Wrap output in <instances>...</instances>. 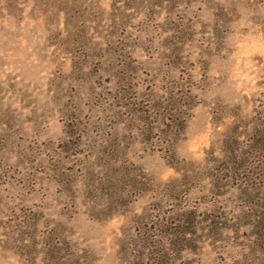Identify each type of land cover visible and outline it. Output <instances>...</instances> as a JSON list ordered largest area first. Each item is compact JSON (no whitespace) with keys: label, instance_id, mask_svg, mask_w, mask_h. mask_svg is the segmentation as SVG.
I'll list each match as a JSON object with an SVG mask.
<instances>
[{"label":"rangeland","instance_id":"374dc122","mask_svg":"<svg viewBox=\"0 0 264 264\" xmlns=\"http://www.w3.org/2000/svg\"><path fill=\"white\" fill-rule=\"evenodd\" d=\"M0 264H264V0H0Z\"/></svg>","mask_w":264,"mask_h":264}]
</instances>
